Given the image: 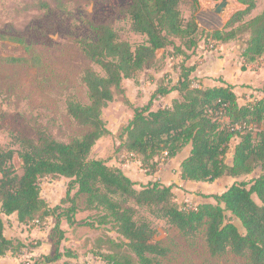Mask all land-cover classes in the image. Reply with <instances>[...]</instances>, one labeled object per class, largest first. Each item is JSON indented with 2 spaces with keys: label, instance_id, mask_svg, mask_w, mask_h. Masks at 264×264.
<instances>
[{
  "label": "trees",
  "instance_id": "16d2710c",
  "mask_svg": "<svg viewBox=\"0 0 264 264\" xmlns=\"http://www.w3.org/2000/svg\"><path fill=\"white\" fill-rule=\"evenodd\" d=\"M235 1L242 9L233 13L221 30L208 31L201 39L195 18L200 0H131L125 10L130 29L145 37L135 47L110 25L88 23L95 40L76 43L89 62L81 73L88 103L81 104L73 97L65 107L72 122L86 131L63 142L40 130L35 138L20 136L19 151L0 146V257L14 256L27 247L4 236V216L15 215L22 225L55 220L51 233L52 239L54 234L58 236L54 254L42 255L30 264H59L62 259L60 264H69L66 260L77 258L68 249L59 251L64 239L62 220L70 228L111 226L123 242H108L117 250L124 246L129 255L101 254L104 264H163L168 250L156 240L150 221L140 215L141 210H148L184 237L201 234L212 257L232 254L245 257L248 264H264V98L240 105L233 86L222 81L220 86L204 87L201 82L195 86V66L186 65L202 42L218 47L241 36L247 37L240 53L243 70L264 58V10L250 17L256 1ZM184 6L192 11L189 19L182 15ZM168 47L174 57L181 58L178 81L175 86L159 83L145 106L132 108L133 115L118 136L117 150L137 158L152 175L162 159L171 160L189 147L179 165V178L185 182L212 183L261 170L249 183L235 182L222 193L210 195L214 203L189 210L174 202L172 185L155 181L136 189L119 168L91 158L97 141L110 134L102 112L114 101L115 93L124 95L126 106L132 105L125 96L123 81L135 80L140 73L153 69L159 52ZM34 60L10 57L2 61L29 64ZM172 91L178 92V99L169 107L152 109L153 100ZM233 140L236 144L228 163L226 155ZM15 154L21 162L20 174L13 165ZM46 177L69 180L65 196L54 207L41 197L40 180ZM80 212L99 213L97 225L77 221Z\"/></svg>",
  "mask_w": 264,
  "mask_h": 264
},
{
  "label": "rangeland",
  "instance_id": "374dc122",
  "mask_svg": "<svg viewBox=\"0 0 264 264\" xmlns=\"http://www.w3.org/2000/svg\"><path fill=\"white\" fill-rule=\"evenodd\" d=\"M220 1L200 0L195 11V18L199 25V39L208 31L221 30L231 15L242 9L235 0H228L226 10L218 16L214 10L215 5ZM255 1L256 8L250 17L264 10V0ZM130 3L131 0H60L59 4L53 0H0V146L3 149L19 151L18 138L20 136L35 138L36 132L40 130H46L56 140L63 142L79 137L86 131L77 127L65 112L67 100L73 97L81 104L88 103L87 90L81 83V73L89 62L76 43L80 39L95 40L93 32L88 27L90 22L110 25L121 39L130 43L132 47L143 43L145 37L133 33L130 29V22L125 13ZM181 12L185 19H189L192 11L188 6H184ZM246 39V36H241L234 44L226 47H211L212 45L202 42L199 51L193 54L194 60L187 62L186 65L203 68L204 74L200 73V76H208L204 79V87L219 84L221 79L218 76L231 79L229 75L226 76V72L230 71H227V66L222 60H225L226 64L230 61L235 62L237 52H241ZM172 53L171 47H168L166 51H160L153 74L143 72L135 80L125 82L127 89L125 95L132 102L130 107L124 104V95L115 93L114 101L102 112V119L110 134L98 140L92 149L91 158L93 159L105 160L109 165H114L113 159H115L117 163L129 165L128 170L133 171V174L136 173V176H132L136 181V189H139L142 186L141 183L147 178H143V170L140 169L137 161H130L127 155L117 150L120 144L118 136L132 117V108L147 104L149 91L153 89L156 78L160 79V83L164 85H172V81L177 79L181 58L174 57ZM10 57L35 60L29 64H8L2 61ZM210 57L212 59L208 60ZM213 59L223 63V73L218 72L219 61ZM207 64L211 66L213 64L210 71L205 70ZM259 68L261 69L258 70ZM259 68L250 67L248 73L250 81L239 79L236 84L235 90L238 92L237 98L240 105H244L250 95L262 97V89L250 86H262L264 69L262 66ZM94 69L101 74L98 67ZM247 70L246 67L245 70L240 68V72ZM248 89L251 90L250 94ZM235 141L230 142V151L226 155L228 163L232 159ZM162 163L163 159L159 162V166ZM13 165L20 174L21 162L16 154ZM123 169L127 172V168L123 167ZM260 173L261 170L257 169L250 175L236 178L225 177L219 179L217 183L181 184V186L173 183L171 185L174 202L180 208L187 210L195 209L203 203H214L210 195L222 193L235 182L249 183ZM68 182L66 178L41 179V197L50 207L56 206L60 198L65 196ZM73 194L74 191L71 192V195ZM253 199L259 203L255 196ZM140 215L150 221L156 232V240L168 250L167 255L162 259L163 264H248L245 257H236L232 254L212 257L205 247L201 234L196 237H184L165 221L156 219L150 211L141 210ZM99 216L97 212L78 214L80 222L90 221L95 225ZM15 221L14 216L6 220V235L18 241H20L19 237H24L27 254L23 252L15 254L12 256L11 264L31 263L32 253H36V257L44 251L49 252L47 255L54 254L56 248L54 242L58 236L54 234V238L51 237L55 224L53 218H48L43 224L31 223L28 228L17 226ZM61 227L64 228L63 232L67 233V236L64 234V239L58 247L59 251L68 249L77 255V258L69 264H104L101 254L129 255V251L124 246L117 250L108 242L109 239L117 243L123 242L110 225H101L98 228L80 226L72 230L64 221H61L60 229ZM36 237L43 239L49 237L52 248L49 247L47 251V242L43 240L44 245H42L41 240ZM31 249L37 252H30Z\"/></svg>",
  "mask_w": 264,
  "mask_h": 264
},
{
  "label": "crops",
  "instance_id": "0c3cea01",
  "mask_svg": "<svg viewBox=\"0 0 264 264\" xmlns=\"http://www.w3.org/2000/svg\"><path fill=\"white\" fill-rule=\"evenodd\" d=\"M235 42H233V43H229V44H224V45H220V46H218V47H226V46H229V45H231V44H234ZM200 46H201V44H200ZM200 46L198 47V49L196 50V52H198L199 51V48H200ZM242 51V50H241ZM161 52H163V51H161ZM238 53V55H237V57H236V61L235 62H233V61H230L229 63H225V60H222L223 62H224V64L227 66L226 67V69H227V71H230V72H226L227 74H226V76H228L229 75V77L231 78V79H228L227 77H223V76H218L221 80H219V82L220 81H222V82H224V83H226V84H229V85H231V86H233V91H234V93L236 94V96L238 95V92L235 90L236 89V84L238 83V81H239V79L240 80H244V81H250V79H249V76L250 75H248V73H249V69H250V67H254V66H256V68L258 69L260 66H262V68L264 69V63H262L263 62V59L264 58H262L259 62H257V63H255V64H252V65H247L246 66V68L248 69L247 71H245V72H240V68H242V59H241V57H240V51L239 52H237ZM194 55H192L191 57H190V59L187 61V62H189V61H191V60H194ZM209 59H212V57H210V58H208V60ZM214 61H219V60H215V59H213ZM186 62V63H187ZM211 63V62H210ZM213 63V62H212ZM188 65V64H187ZM188 66H192V65H188ZM194 66V65H193ZM207 66V68L205 69V70H207V71H210L212 68H213V64H212V66L210 65V64H207L206 65ZM217 67L219 68L218 69V72L221 74V73H223L224 71H223V67H224V65H223V63H221L220 61L217 63ZM179 68V67H178ZM231 69V70H230ZM261 68H259L258 70H260ZM178 71H179V69H178ZM144 72H148V73H151V74H153L152 72H153V69H150V70H145ZM143 73V72H142ZM200 73H202V74H204V70H203V68H199V67H197V66H195V70H194V72L192 73V76L193 77H195V78H197V82H195L194 84H199V82H201L202 84L204 83V79L206 78V76L207 75H203V76H205V77H203V76H200ZM257 73H259V72H257ZM141 74V73H140ZM262 74H263V76H264V70H263V72H262ZM178 77H179V75L177 76V79L176 80H173L172 81V85H170V86H175L176 85V83H177V81H178ZM208 77V76H207ZM126 81H128V80H124L123 81V88H124V90H125V94H126V91H127V89H126V86H125V82ZM131 81H133V80H131ZM160 83V79H158V78H156L155 80H154V84H153V89L152 90H150L149 91V99H150V97H151V95L153 94V92L155 91V89L157 88V86H158V84ZM252 84H254V83H252ZM220 85H222V83L220 82L219 84L218 83H215L214 85H212V86H220ZM248 85V84H247ZM149 86H151V85H149ZM250 86H252L251 88H259V89H262V92H261V94H262V97H251L252 95H250V96H248L247 97V101H251V100H253L254 98H258V99H260V98H264V81L262 82V86L260 87V86H257V85H250ZM250 88V87H249ZM250 88V89H251ZM251 93V90H249L248 89V94H250ZM126 96V95H125ZM238 97V96H237ZM126 98H127V96H126ZM179 98V94H178V92L177 91H172V92H170L169 94H167V95H165V96H160V97H158L157 99H155V100H153V103H152V109L153 110H155V109H158V108H165V107H169L170 105H171V103H172V101L173 100H175V99H178ZM128 99V98H127ZM128 101L132 104V102L128 99ZM149 101V100H148ZM164 102V103H163ZM148 103V102H147ZM145 106V105H144ZM140 107H143V106H140ZM105 137V136H104ZM98 142V141H97ZM93 149V148H92ZM121 152H123V154H125V155H127V157L130 159V161H132V160H135V161H137V163L140 165V162H139V160L137 159V158H135V157H133V156H131V155H129V154H127L126 152H124V151H121ZM188 152H189V147H185V148H183L178 154H177V156L176 157H174L173 159H171V160H167V161H164L163 160V163L159 166V164H158V167H157V171L154 173V174H152V175H148L147 173H146V171L141 167V165H140V169L141 170H143V173H142V175H143V178H147V180L145 181V182H143V183H141L142 185H146L147 183H149V182H155V181H157V182H159V183H161V184H163V185H166V186H169V185H171V184H173V183H175V184H177L178 186H181V184H204V183H193V182H185V181H182V180H180V178H179V165H180V163H181V161L188 155ZM91 153H92V151H91ZM162 161V160H161ZM111 163H112V160L110 161ZM113 163H114V165H111L110 164V166H114V167H117V168H119L128 178H130L134 183H136V181H134V179L132 178V176L134 177V176H136L135 174H133L134 172L133 171H130V170H128V168L130 167L129 165H125V164H121V163H117V161L115 160V159H113ZM109 165V164H108ZM176 165V166H175ZM123 167H125V168H127V172L123 169ZM128 171H130V172H128ZM129 175H131V176H129ZM147 175V176H146ZM222 178H225V177H222ZM222 178H220V180L222 179ZM228 178H230V177H228ZM219 181V179H217L216 181H214L215 183H217ZM225 191V190H224ZM62 198V197H61ZM60 198V199H61ZM12 216H14V218H15V220H16V216L15 215H12ZM11 217V216H10ZM9 217H5L4 216V221H5V223H6V220L8 219ZM75 219L77 220V221H80L81 219H79V217H78V214L76 215V217H75ZM63 221V220H62ZM65 222V221H64ZM15 224L17 225V226H21L22 228L23 227H29V225H31V224H28V225H22V224H19L18 222H17V220L15 221ZM33 224V223H32ZM65 224L67 225V223L65 222ZM67 227H69L68 225H67ZM34 229V228H33ZM69 229H72V230H75V227H73V228H70L69 227ZM76 229H78V227H76ZM61 230L63 231L64 230V228L63 227H61ZM31 231H33V230H31ZM26 233H27V231H25ZM31 233V232H30ZM65 234V233H64ZM4 236L6 237V238H9V239H13V238H11V236H7L6 235V225H5V229H4ZM65 236H67V233L65 234ZM33 238H35V236L33 237ZM36 238H38L39 240H41V242H42V245H44L43 244V240H45L46 242H47V244H48V249H47V251L49 250V247L50 248H52V243L50 242V240H49V237L48 238H39V237H36ZM19 239H20V241L21 242H23L24 243V237H19ZM49 240V241H48ZM40 249H41V247H40ZM25 249L22 251L24 254H27V253H25ZM31 251H34V252H37V250H30V252ZM49 253V252H48ZM48 253H46V251H44V252H42V254H38V256L36 257V253H32L31 255H30V257H31V259L33 260V259H36V258H38V257H40L41 255H47ZM23 255V254H22ZM22 255H20L21 257H22ZM49 255H51V254H49ZM13 257H12V255L11 254H7V255H5L4 257H0V264H11L12 263V261H13V259H12ZM31 259H29V260H31ZM73 259H68V260H66V261H68V262H71Z\"/></svg>",
  "mask_w": 264,
  "mask_h": 264
},
{
  "label": "water",
  "instance_id": "95a60500",
  "mask_svg": "<svg viewBox=\"0 0 264 264\" xmlns=\"http://www.w3.org/2000/svg\"><path fill=\"white\" fill-rule=\"evenodd\" d=\"M228 4V0H221L220 3L215 5V14L221 16V14L226 10Z\"/></svg>",
  "mask_w": 264,
  "mask_h": 264
},
{
  "label": "built area",
  "instance_id": "2783aa9c",
  "mask_svg": "<svg viewBox=\"0 0 264 264\" xmlns=\"http://www.w3.org/2000/svg\"><path fill=\"white\" fill-rule=\"evenodd\" d=\"M210 45H212V44H210ZM211 47H213V45H212ZM195 86H196V85H195ZM28 264H30V263H28Z\"/></svg>",
  "mask_w": 264,
  "mask_h": 264
}]
</instances>
